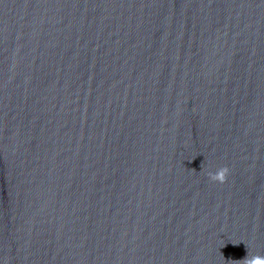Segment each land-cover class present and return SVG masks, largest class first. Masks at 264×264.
Listing matches in <instances>:
<instances>
[{
	"label": "clouds",
	"instance_id": "9594fccd",
	"mask_svg": "<svg viewBox=\"0 0 264 264\" xmlns=\"http://www.w3.org/2000/svg\"><path fill=\"white\" fill-rule=\"evenodd\" d=\"M229 174L228 167H221L215 172H209L208 176L211 181L218 183H225ZM229 264H264V256L259 254H250L247 253L246 257L242 260H232L229 261Z\"/></svg>",
	"mask_w": 264,
	"mask_h": 264
}]
</instances>
